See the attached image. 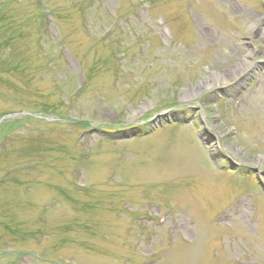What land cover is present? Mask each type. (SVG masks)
I'll return each instance as SVG.
<instances>
[{
  "label": "rangeland",
  "instance_id": "1",
  "mask_svg": "<svg viewBox=\"0 0 264 264\" xmlns=\"http://www.w3.org/2000/svg\"><path fill=\"white\" fill-rule=\"evenodd\" d=\"M0 264H264V0H0Z\"/></svg>",
  "mask_w": 264,
  "mask_h": 264
},
{
  "label": "bare ground",
  "instance_id": "2",
  "mask_svg": "<svg viewBox=\"0 0 264 264\" xmlns=\"http://www.w3.org/2000/svg\"><path fill=\"white\" fill-rule=\"evenodd\" d=\"M203 85H205V84H203ZM207 85V84H206Z\"/></svg>",
  "mask_w": 264,
  "mask_h": 264
},
{
  "label": "water",
  "instance_id": "3",
  "mask_svg": "<svg viewBox=\"0 0 264 264\" xmlns=\"http://www.w3.org/2000/svg\"><path fill=\"white\" fill-rule=\"evenodd\" d=\"M11 117H14V116H11Z\"/></svg>",
  "mask_w": 264,
  "mask_h": 264
}]
</instances>
